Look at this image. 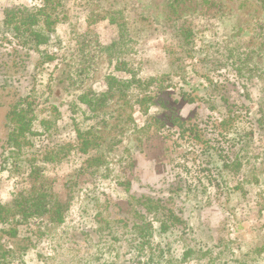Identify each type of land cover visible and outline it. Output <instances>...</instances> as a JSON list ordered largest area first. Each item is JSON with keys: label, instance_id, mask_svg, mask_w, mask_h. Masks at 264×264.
Here are the masks:
<instances>
[{"label": "rangeland", "instance_id": "obj_1", "mask_svg": "<svg viewBox=\"0 0 264 264\" xmlns=\"http://www.w3.org/2000/svg\"><path fill=\"white\" fill-rule=\"evenodd\" d=\"M40 3L0 0V25L6 7ZM65 5L69 21L58 25L45 48L54 61L38 67L34 55L18 90L35 93L58 110L53 127L35 137L36 149L77 147L79 130L92 131L100 146L42 165L37 179L10 176L0 160L1 204L48 182L65 212L64 223L43 216L20 226L18 240L7 237L9 245L22 247L13 264H143L146 256L135 259L126 244L117 251L120 242L112 239L113 232L131 231L140 222L133 209H142L134 201L143 197L160 201L158 214L147 215L154 228L151 241L164 249L160 264L170 259L264 264V0H67ZM112 15L127 24L131 52L107 50L119 37ZM184 22L192 31L190 41L178 36H185L178 30ZM120 61L143 84H132L108 106L89 111L80 96L102 93L108 75H133L123 67L115 71ZM154 78L162 81L160 88L145 85ZM169 106L187 132L173 126ZM6 113L0 106V138ZM44 117L40 114L34 130H42ZM157 119L163 128H157ZM193 126L202 140L188 130ZM170 214L176 219L162 233L159 221ZM39 227L46 235L37 242L33 231Z\"/></svg>", "mask_w": 264, "mask_h": 264}, {"label": "trees", "instance_id": "obj_2", "mask_svg": "<svg viewBox=\"0 0 264 264\" xmlns=\"http://www.w3.org/2000/svg\"><path fill=\"white\" fill-rule=\"evenodd\" d=\"M66 2L67 0H41L37 6L13 5L2 11L3 19L0 25V106H6L7 113L3 126L4 137L0 138V160H2V166H5L3 169L8 170L10 176L27 175L30 179L40 178L42 165L58 164L67 159L74 150L81 155H86L100 146L99 137L94 135L92 131L82 132L79 130L78 140L80 142L77 147L71 144H62L44 150L36 149L35 137L44 135L53 127L59 115L58 110L54 105H44L41 97L35 93L24 95L18 90L21 80L28 75L27 71L34 55H39L38 67L54 61L55 55L45 48L51 43L58 25L69 21L70 15L65 5ZM119 14L118 12L117 15ZM113 15L110 20L112 23L118 22L119 37L109 45L107 50L109 53L119 51L125 54L128 50L131 52L134 39L128 32L127 24L122 22L121 17L116 18ZM187 29H190L187 23L181 24L178 30L180 33L183 30L182 33L185 36H181V34L178 36L190 41L192 31ZM127 66H129L127 62L120 61L117 62L114 69L121 71L123 67V71L133 74L130 79L108 75L103 81L107 89L102 93L87 91L79 97L80 103L86 106L89 111L96 112L99 108L108 106L110 98H113L116 93L123 96L132 84L141 86L143 80L137 78L134 70ZM144 83L147 87L155 83L159 88L162 86V81L155 78L144 81ZM147 96L149 100L153 99L149 97L150 95H145L144 99ZM168 111L173 113V126L179 128L182 133L187 132L185 122L179 117H174V108L169 106ZM40 114H45V117L40 121L42 130L36 131L34 126ZM156 123L161 124L157 128H163L164 122L161 119H157ZM188 130L195 133L199 140H202V136L197 135L200 131L195 126ZM7 166L10 168L7 169ZM134 202L142 208L136 211V206H134L133 209L140 222H135L131 231L112 233V239L120 242V245L116 246V250L118 251L120 247H124L123 244H126L128 253L137 254L135 259L146 256L147 260L143 264H160L161 259H164V249L161 245L152 243L154 228L147 219L148 214L154 216L158 214L161 209L160 201L143 197ZM61 208L62 204L55 199V194L48 182L24 190L19 195H14V199L8 204L0 203V264H13L18 258L19 250H22L20 245H9L7 237L9 240H18L20 234L18 228L20 226H27L30 221H35L43 216H50L49 220L64 223L65 212H62ZM95 219L101 223L104 220L102 213L98 212ZM175 219L176 217L172 214L160 219V232L165 233L169 228L168 226L171 225L169 221H175ZM40 222L44 223V221ZM106 222L110 227L111 221L106 220ZM34 235H38L39 240L37 238L36 240L40 242L46 232L39 227L33 231ZM33 236H30L29 240H33ZM92 248L94 247L92 246ZM112 248H114L113 245ZM166 264L174 263L170 259L166 261Z\"/></svg>", "mask_w": 264, "mask_h": 264}]
</instances>
